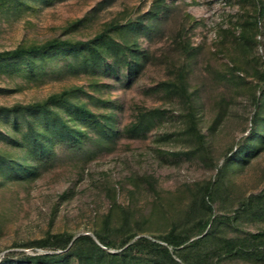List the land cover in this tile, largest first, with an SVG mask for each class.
Returning <instances> with one entry per match:
<instances>
[{
    "label": "rangeland",
    "instance_id": "374dc122",
    "mask_svg": "<svg viewBox=\"0 0 264 264\" xmlns=\"http://www.w3.org/2000/svg\"><path fill=\"white\" fill-rule=\"evenodd\" d=\"M154 1L22 0L0 8V51L57 37L85 40L107 22L145 16ZM161 1L168 11L157 23L156 32L138 39L148 59L128 88L120 81L63 71L43 82L0 74V106L27 104L80 85L94 98L110 102L106 110L114 111L119 131L141 109L156 108L166 116L145 139L121 135L115 143L93 152H59L52 167L37 179L3 182L0 176V262L51 254L29 247L48 233H67L73 239L88 235L101 247L97 233L115 242L128 233L150 238L173 228L187 231L198 218L201 189L207 183L217 186V169L250 129L257 83L252 73L264 62V51L260 46L254 51L240 49V24L248 7L238 0ZM80 19L84 21L77 30L65 33L70 23ZM259 41L264 45V37ZM177 69L186 72L189 91L198 96V128L206 147L202 152L185 141L180 101L155 89L160 82L174 80ZM92 82L96 89L89 86ZM0 150L8 149L0 144ZM261 193L264 150L245 165L228 169L225 182L215 188L214 213L230 215L242 199ZM262 228L263 209L240 220L233 230L222 227L219 232L230 237L238 230ZM173 259L185 264L176 255ZM63 264L77 262L68 256ZM217 264L256 263L222 260Z\"/></svg>",
    "mask_w": 264,
    "mask_h": 264
},
{
    "label": "trees",
    "instance_id": "16d2710c",
    "mask_svg": "<svg viewBox=\"0 0 264 264\" xmlns=\"http://www.w3.org/2000/svg\"><path fill=\"white\" fill-rule=\"evenodd\" d=\"M238 1L248 7L240 24V49L254 51L260 46L264 51V45L259 41L264 37V0ZM21 2L0 0V8ZM167 11L161 0H155L145 16L125 22L112 20L85 40L57 37L0 51V74L18 75L28 82H43L63 71L74 76L120 81L128 88L138 79L148 59L138 39L156 32L157 23ZM186 18L190 17L186 15ZM83 21L70 23L65 33L77 30ZM262 64L264 62L260 61L259 69H253L252 73L257 83L248 134L217 169V186L207 183L201 189L200 212L197 211L198 218L191 228L183 232L173 228L164 235L150 238L128 233L118 242L97 233L95 237L101 247L88 235L73 239L67 233H48L29 247L49 250L51 254L21 256L15 260L5 258L0 264H63L68 256L75 258L77 264H178L173 255L182 258L185 264H217L222 260L264 264V228L255 232L238 230L230 237L219 232L222 227L233 230L240 220L264 210V193L242 199L230 215H218L213 210L215 188L225 182L228 169L233 165H245L264 150ZM89 86L96 89L97 84L92 82ZM155 89L180 101L184 110L181 117L185 123V141L194 143L199 152L205 151V138L198 128L196 115L198 96L189 91L186 72L177 69L174 80L160 82ZM109 104L107 100L94 98L83 86L71 85L38 101L0 106V144L8 149L0 150L3 182L37 179L52 167L59 152H93L115 143L121 135L132 140L145 139L166 120L159 109H141L119 131L115 127L114 111L106 110ZM99 108L104 112L94 110ZM56 251L62 254H56Z\"/></svg>",
    "mask_w": 264,
    "mask_h": 264
}]
</instances>
